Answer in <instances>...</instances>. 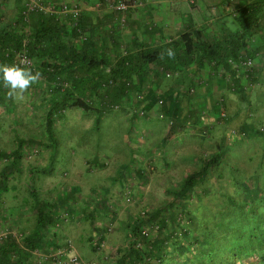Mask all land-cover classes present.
I'll return each mask as SVG.
<instances>
[{
  "label": "rangeland",
  "instance_id": "1",
  "mask_svg": "<svg viewBox=\"0 0 264 264\" xmlns=\"http://www.w3.org/2000/svg\"><path fill=\"white\" fill-rule=\"evenodd\" d=\"M126 1L131 4L130 8L126 12H117L119 14L118 21L122 28L128 23V12L135 5L134 2H136L137 6L146 4V2L149 3L148 0L145 3L142 2V4L140 3L141 1L137 0H134V2L133 0ZM240 1L242 0H183L179 2L180 7L177 6V11L181 12L183 10L182 7L189 9V6H191L196 9L195 12L200 22L203 21L202 16L206 15L207 24L205 25L207 26L216 29L219 24L223 25L224 22L228 26L237 28L239 27L237 20L233 15L229 14L237 7ZM220 10H224L223 13L225 15L222 18ZM200 12H202V15H200ZM29 20L30 22L33 21L31 16ZM68 21L70 22L69 19ZM22 29L25 28L22 26ZM112 30L113 33L116 31ZM26 31L28 35L29 33L33 34L29 29ZM176 34L172 32V35L169 34L167 40L176 37ZM76 37H78V34ZM78 41L80 42L79 45L83 43L82 39ZM111 42L113 43V40ZM118 45L120 46L113 47L117 51L113 50L115 55L126 51L124 44L123 47L121 44ZM113 51L111 55H113ZM260 54L261 60L257 59L259 64L256 65L255 70L251 72L248 78L242 77L245 87H251V84L260 77L264 79V66H262L264 65V49ZM2 60L10 64L4 58ZM257 71L259 75L252 82V74ZM190 73L189 70H173L172 67L162 68V66L151 68V66L147 65L139 77H135L129 82V88H131L129 96L132 98V102L127 101L128 96H125L122 101L113 102L110 106L107 105L105 103V100L109 98L105 96L107 88L101 89L99 94L95 93L93 96L81 97L90 106V110L78 107L77 110L71 112L70 121H73L75 126L64 127V129L60 130L54 125L52 127L44 125L43 128H39L42 131V137H44L43 143L34 142L28 144L22 141L16 142V147H25L23 151L19 150L21 151L19 154L21 158H19L17 163H13L14 154L12 152L2 155L3 158L0 160V184L5 182L7 185L21 184L24 186V184L42 182L47 187L49 185L56 187L55 190H49L48 188V191H45L46 194L49 192V195L55 196L65 185L73 184L72 176H74V173L81 174L75 175L77 179H83L81 172L88 167L85 162H87L86 159H88L89 155L102 154L100 157L103 158L114 156L113 158H107L104 166H100L97 172H90L89 178L91 179L83 180L85 183L94 180L98 182L95 185V191L97 192L95 194L99 195V198H102L100 195H103L104 202L107 201L109 203V206H106L105 203L109 210V216L102 214L98 224L88 218L82 219L81 222L75 219L72 220L74 216L70 222L62 224V226H67L71 232L66 236L65 240H71L75 247H77L76 242L80 240L81 243H85L87 241L86 237L88 235L91 236V234L93 236V231L98 232V226L101 225L100 233L106 232V234L105 240L100 244L97 262L100 264H112L117 254L123 251L124 248L129 247L132 236L130 226L136 223L140 217L155 212L175 200L176 190L181 186L185 175L200 166L202 162L201 154L205 158H209L216 151L224 148L226 159L223 160L224 162H222L220 167L211 169L209 180L199 186L197 191L185 196L183 199L184 205L177 207L176 210L171 208L167 218L168 223H170L172 222L170 220L171 214L177 215L179 225L175 228L173 224H170L169 232L176 231L177 235L174 234L177 237L176 239L181 240L184 244L191 243L192 239L182 238L180 227L183 226L186 227L190 235L202 234L209 227H214L219 235L225 234L226 232L219 225L224 219L220 213L221 205H231L229 197L227 198V196L231 195L234 203L238 204L241 209L245 207L244 200H246L247 196H250V192H247L241 186V181L233 179L232 172L234 170L244 176L248 189L251 190L254 186H260V192L254 190L253 194L257 196V193H260L264 198V98L261 99L262 103L259 104L258 109L251 104L249 107V104L246 105L247 103L244 102L246 106H242L237 113L239 104H242L244 100L242 99L241 102V95L236 94V90H218L217 79H215L214 74L209 69L202 70L201 74H203L202 78H204V83L202 84H199L201 79L198 78V75L191 78L189 76ZM228 76H226V79ZM191 79L194 81L195 90L193 93L187 90V85H189ZM59 80L61 81L60 84L59 82L56 83L55 80H50L43 73L40 81L36 83L40 85L39 89H34L35 84L28 89L43 90L41 96L37 97L41 100L40 104L39 101L35 102L37 106L41 105L43 109L51 108L50 103H52L57 90H67L66 88L72 90L70 81L64 82L62 78ZM228 81L233 85L231 80ZM178 84L182 85L177 87ZM210 86L213 90H207V87ZM260 87L264 92L263 84ZM28 90L24 93L23 99L9 100L5 98V101L1 103L2 107L5 106L6 108V106H9L12 110L13 105L29 104V107L32 108L34 102L30 103V98H28L30 96L27 95ZM36 96L37 94L34 95V97ZM160 98L164 99L162 105L158 102ZM220 101L221 103H230L227 111L223 109L222 104L216 103ZM177 104L178 108H176ZM215 105H218L221 109L218 110ZM168 108L170 112L167 111V114L165 111ZM5 110H2L1 114ZM178 110L181 111V116L190 118L186 125L182 123L176 125L174 123L172 115L175 116L180 113ZM161 111L167 115L164 113L163 117L159 116ZM99 112L100 114H98ZM225 112H227V115H222ZM6 115L9 116V113H6ZM94 118H96L97 123H95L94 128H91ZM78 121L80 125H77ZM247 125H251L252 128L249 133L243 130ZM84 132L86 134L83 137L78 135ZM42 137L36 138L41 139ZM80 138L82 139V147L77 142ZM116 151H119V153L115 154L114 152ZM125 151L128 152V155L133 152L135 154L134 160L126 158L127 155L123 154ZM73 152L76 153V161L72 159ZM40 155L43 158L39 159V164L47 169L45 170L47 174H40L41 176L38 178L33 171V167L38 161L36 157L39 158ZM89 158L92 157L90 156ZM47 163L48 165L45 166ZM72 163H74L73 169L75 168V171H78H73V174L69 167ZM7 164L10 165L9 168ZM30 166H32V169H30ZM50 170L53 171V174L48 176ZM139 171H142L143 174L141 175ZM3 173L7 175V178L3 176ZM112 179L115 180L112 182ZM48 181L50 183H47ZM104 186L108 187L109 191H107V194L97 190L98 187ZM88 187L86 186L82 192L84 191V194L90 195ZM10 193L12 194L13 192ZM20 193L22 194V192ZM9 196L7 193L2 198L3 200L10 199ZM78 200L80 201V198ZM232 205L231 207H233ZM261 205H264V202ZM114 213H116L115 218L111 216ZM217 224L218 226L216 227ZM5 228L10 227L6 224L0 226V230ZM157 229V223L152 221L144 225L143 233L153 239ZM96 235L98 236L99 232ZM81 245L84 246V244ZM137 245L145 251L150 246L146 244V241L142 240ZM85 247L87 248V246ZM166 250V260H173L172 264H185L184 260L186 259H183L184 257L181 258V256L187 251L173 248V244L169 241L167 242ZM83 252L88 255L86 250H83ZM179 254L180 257L178 258ZM187 255L189 256L187 261L191 260L194 262V252L188 251ZM82 258L88 264H93L90 258L86 259L84 256ZM259 258V255H254L251 259V264H264V259L261 262ZM149 264L165 263L150 260Z\"/></svg>",
  "mask_w": 264,
  "mask_h": 264
},
{
  "label": "trees",
  "instance_id": "2",
  "mask_svg": "<svg viewBox=\"0 0 264 264\" xmlns=\"http://www.w3.org/2000/svg\"><path fill=\"white\" fill-rule=\"evenodd\" d=\"M229 15L235 17L239 27L231 29L224 27L222 24H219L216 29L211 26L203 28L192 26L184 29L179 35L172 37L170 40H165L153 46L135 45V51L132 50L133 48H128L116 57H107L101 55L98 51L87 52V46L91 42V37L87 34V39L82 41L84 44L81 47L82 49H78L71 43H64L59 38L57 39L54 35H51V29L44 28L45 23L41 25L42 27L35 29L33 36L28 35L25 29L21 30L22 26L23 28L25 26L21 19L17 20L15 24L17 29L13 25L0 29V58H4L11 64L13 51L21 49L24 38H29L30 41L27 44L29 52L32 57L41 60L40 66H42L43 73L50 77V80H55L56 83L59 82L60 84L59 79L62 75L70 74L72 76L71 78H65L64 82L70 81L72 84L75 82V91H78V95L75 92L72 93L69 88H66L67 90H57V93L63 95V101L71 99L73 106L84 110H90V106L81 97L93 96L95 93L99 94L103 88H107L105 96L109 98L105 100V103L109 106L113 102L122 101L125 96H128L127 101L132 102V98L129 96V90H131L129 82L135 77H139L147 65L151 68L162 66V68L172 67L173 70H189L191 78L195 75L200 76L202 70L209 69L215 72L214 77L217 79L218 87L225 79L224 83L228 86H235L236 91L244 100L243 103H247L248 90L243 88L244 82L231 68L229 60L237 59L243 54L258 57L264 49V0H242ZM75 34H77L76 31ZM168 48L175 51V58L170 59L165 55L161 59L159 54L165 52ZM35 69H32V71L36 72ZM222 69L226 72L224 76L218 74V71L220 72ZM78 72H81L80 79L77 76ZM227 74L233 77L232 82L234 85L226 79ZM193 86L194 81L191 79L189 85H187V90ZM210 89L213 90L211 86L207 87V90ZM0 90H2V81H0ZM62 103L56 101L54 97L49 110V117L56 114V109L60 104L63 105ZM216 103L222 104L223 109L226 111L229 108L227 103H221V101ZM215 107L218 110L221 109L218 105H215ZM99 111L101 112V110ZM167 111L170 112L169 108L165 112L167 113ZM225 113L227 115V112ZM172 116L176 125L178 123L186 125V122L190 119L187 116H181V111L175 115L176 117ZM243 130L246 133L251 132V125L245 126ZM20 147L14 153L13 163L19 161ZM224 147L226 146L224 145ZM2 155L3 153H0V160L3 158ZM200 158L202 160L200 166L189 171L185 175L181 186L176 190L175 200L155 212L140 217L136 223L130 226L132 236L129 247L119 252L112 264H149L150 260L172 264L173 260L169 261L165 258L167 256L168 241L173 244V248L194 252V262L187 261L189 256L187 252H184L185 254L181 258L186 259L184 260L185 264H251L254 255H259V259L261 262L263 261L264 205L261 204L264 202V198L260 193H257V196L253 194L254 190L260 192V186H254L251 190L248 189L246 179L237 170L232 172V177L236 181H241V186L247 192H250V196H247L244 200L245 207L241 209L238 204L234 203L231 195L227 198L229 197L233 207L226 204L221 205L220 213L224 219L219 225L226 232L225 234L219 235L214 227H209L202 234L190 235L186 227L183 226L180 227L182 238L192 239L191 243L184 244L181 240L176 239V231L169 232L170 224H173L175 228L179 225L178 217L174 213L171 214L170 218L172 222L168 223L167 214L170 213V209L176 210L177 207L184 205L183 199L185 196L197 191L199 186L209 180L211 169L220 167L224 162L223 160L226 159V153L222 148L209 158H205L202 154ZM7 167L9 168L10 165L7 164ZM142 171H139V173L143 174ZM4 174L3 176L7 178V175ZM2 183L6 185L5 182ZM36 216L37 225L32 235L28 236L25 232L18 230L25 235L22 242L12 237L3 240L4 244L0 246V257L5 259L6 256V258H9L6 252L11 249H17L18 251L21 249L33 256L35 264L49 263V261L39 263L32 250L40 248L41 242L46 236V230L52 223L53 216L42 204L38 207ZM152 221L158 225L157 233L153 239L143 233L144 225ZM140 240L146 241V244L150 245L147 247L148 249L146 248L147 251L137 245ZM40 249L47 251L44 246ZM11 263L14 262L11 261Z\"/></svg>",
  "mask_w": 264,
  "mask_h": 264
},
{
  "label": "crops",
  "instance_id": "3",
  "mask_svg": "<svg viewBox=\"0 0 264 264\" xmlns=\"http://www.w3.org/2000/svg\"><path fill=\"white\" fill-rule=\"evenodd\" d=\"M27 1L28 0H0V29L10 25H13V27L16 28L15 24L17 23V20H21V13ZM47 1H48V5L52 4L51 2L52 0H47ZM64 1H78L81 4L83 11L82 27L85 31V34L91 37V42L87 46V52L98 51L101 55H105L107 57H116L119 55V54L115 55V52L117 51L113 49V47L120 46L118 44H121L122 47L124 44L126 50H128V48H133L132 50L135 51L136 49L135 45H139V44H144L146 46L157 45L167 40L169 34L172 35V32L177 33L176 34L177 36L186 28H190L192 26L203 28L207 26L205 25L207 24L206 15L202 16L203 21L200 22L195 12L196 9H194L193 7L189 6V9L186 7H182L183 10L181 12L177 11L178 10L177 6L180 5L179 2L183 0H148L149 3H147L146 0H137V1H141L140 2L141 4L142 2L144 3L146 2V4H143L141 6H137L136 2H134L133 0L135 5L131 7L132 10L131 9L129 10L128 23L127 25L125 24L123 28L118 21L119 14L116 11L109 8L107 4H101V6L99 7L97 5L98 0H54L55 5L56 4L60 5ZM220 11L222 13L221 14V18H222L225 15L223 13L224 10H220ZM200 15H202V12H200ZM31 17L33 21L28 24L26 23L24 24L26 33H27L26 30L28 29L34 32L35 29L42 27L41 25L45 23L43 26H45L44 28L46 29L48 28L51 29L52 31L51 35H54L57 39L59 38V40L63 41L64 43H71L75 45L78 49L81 48V45L83 43L79 45L80 42L78 41L79 40L78 37H76L77 34H75V31L67 18L61 16L49 17L48 15H42L39 13H33L31 14ZM223 26L231 29H235L232 26H228L224 22H223ZM112 29L116 31H114L113 33ZM29 35L33 36L34 33L33 34L29 33ZM111 40H113V43L111 42ZM112 51H113L112 53L113 55H111ZM35 60L37 61V67L35 70L43 74L42 66H40L41 60L36 57ZM2 63L5 62L0 58V64ZM260 63L263 64L262 62ZM258 73L259 72L257 71L256 73L252 74L251 77L252 82L255 80L256 76L259 75ZM77 76L79 78L81 76V72H78ZM71 77L72 76L70 74H64L61 76L62 79L71 78ZM257 80H256L257 83L256 81H254V83L251 84V87L249 88L243 86L245 90H250L247 93L248 94L246 100L247 104H249V107L251 104L256 109L259 108L258 107L259 104L262 103L261 99L264 98V92L260 87L262 84L264 87V81H263L264 79L260 77ZM180 86L181 84L177 85V87ZM227 86L228 85L222 81L219 87L218 86L217 87L218 90H237L235 86H228L229 88ZM39 87L40 85L38 84L34 85V89H39ZM75 88H76V84L74 82L72 84L71 92L72 93L75 92V94L78 95V91H75ZM2 89L3 90H0V153L6 154L12 152L14 154L19 148L15 146V143L20 141L28 144L34 142L43 143L44 137H42L41 135L42 131L39 128L40 127L43 128L44 125L51 127L54 125L60 130L64 129V127L75 126L73 124V121L72 122L70 121L71 112L77 110L78 107L72 105L71 99L66 100L64 102L62 94L57 92L55 93L54 97L56 101H61V103L63 102L62 103L63 105L60 104L55 111L56 114L53 117H49L50 107L47 109H43L41 105L37 106L35 104V102L38 101L40 104L41 100L40 98L37 97L41 96L43 90H28L29 92L27 93V95L30 96L28 97L30 98L29 101L30 103L34 102V106L32 108L29 107L30 106L29 104H23L19 106L13 105V108L11 110L9 106H6V108L5 106L2 107L1 103L5 101L6 92L8 91L6 88H4L3 84H2ZM36 94L37 96L34 97V95ZM236 94L239 93L236 92ZM242 99L243 98L241 96V102ZM230 102L232 101L230 100ZM52 103L50 104L52 105ZM229 105L230 103H228V106ZM177 106L178 104L176 105V107ZM242 106H244V103L239 104V107L237 108V113L239 112ZM3 108L6 110L3 114H1V111L4 110ZM6 113H9L10 117L7 116ZM98 114H100V112ZM95 123H97L96 118H94L91 128H94ZM77 125H80L79 121L77 122ZM79 132L81 131L79 130ZM86 132H84L83 134H78V133L77 134L83 137L86 134ZM36 137H42V138L37 139ZM81 140H82L81 138L77 140L80 147H82ZM23 148L25 147L22 146L20 149L23 151ZM118 148L120 147L118 146ZM117 152L119 153V151H116L114 153L117 154ZM123 154L125 156L127 155L126 158L130 160H134L135 158V154L133 152H130V154L128 155V152L125 151ZM75 155L76 153L73 152L72 159L74 160H75ZM100 155L102 154L99 155L93 154L88 156V159H86L87 162H85V164H87L88 167L82 170L81 173L83 179L81 180L75 177V175L78 176L81 174L79 173L73 174V171H75V168L73 169L74 163L69 165L70 170H72V174L74 175L72 176L73 184L65 185L63 188L59 190L60 192L57 193L55 196L49 195V192L48 194H46L45 191H48V188L49 190H55L56 187L54 188V186H50L49 184H48L49 187H47L42 182L35 184H24V186H22L21 184L4 185L1 183L0 184V226L2 224L3 225L6 224L9 225L10 228H15L17 230L25 232L28 236L32 235L37 225V216H36L37 209L39 206H41V204L45 205L47 211L52 214L53 219H52V223L49 225V228L46 230L47 233L45 238L41 242L40 248L44 246V248L45 247L47 248V251H56L59 247L65 244L64 240L66 239V236H68L71 233L67 226L65 225L62 226V224L63 223L65 224V222H62L61 220L58 219V216L59 214H61V212L68 211L72 213L74 216L72 220L75 219L78 222H81L82 219L84 218L86 219L88 218L89 220L98 224L102 214H105V216H109V212H108L109 210L106 207L109 206V203L107 201L104 202L105 199L103 195H100L102 198H99V195L95 194L96 192L95 185L96 183H98L96 180L87 181L86 183L83 180L91 179L89 178L90 172H97V169H99L100 166H104V163L107 158L109 159L114 157V156H109V157L107 156V158H103L100 157ZM90 156L92 158H89ZM18 157L21 158V155H18ZM36 158L38 159V161L35 167H33V171L37 174L38 178H40L41 175L47 174V172H45V170L47 169L39 164L40 163L39 159H42L43 156L40 155L39 158L38 157ZM47 165L48 163L45 164V166ZM96 166L98 167L96 168ZM30 169H32V166H30ZM48 173H49L48 176L52 175L53 171L50 170V172ZM114 180L115 179H112V182ZM47 183L50 182L48 181ZM86 186H89L88 189L90 190L89 191L90 195L84 194L83 193L84 191L82 192V190L86 188ZM97 190H99V192L102 193L104 192L105 194H107V191H109L107 186L98 187ZM15 191L17 192L14 193ZM10 192L13 193L11 194ZM20 192H22V194ZM7 193L10 195L9 196L10 199H6L7 200L6 201L5 199L3 200V198ZM79 198L81 202L78 200ZM113 215L111 214V216L115 218L116 213H114ZM57 221L58 222L60 221V223H58ZM98 227H99L98 236L96 235V233L98 232L94 230L93 236L91 234L92 237L88 235L86 237L87 241L85 243H81L80 242L81 240L76 242L77 247H75L76 251L82 257L84 256L86 259L90 258V261L93 264H100L97 262L98 261L97 255L100 249V244H102V242L105 240L104 238L106 234V232L100 233L102 228L101 225ZM95 236H97V238H95ZM79 237L82 238L81 236ZM3 244H4L3 241H0V246ZM81 244H84V246H82ZM85 246H87V248ZM125 249L126 248H124L123 250ZM83 250H86L88 252V255H85ZM6 253H8L7 256H9V258H6V256L5 259L0 257V264H35L33 256L27 251H23L21 249L19 251L17 249H13V250L11 249ZM11 261L14 263H11ZM51 262L53 264H56L53 261H49V263L47 264H52Z\"/></svg>",
  "mask_w": 264,
  "mask_h": 264
},
{
  "label": "built area",
  "instance_id": "4",
  "mask_svg": "<svg viewBox=\"0 0 264 264\" xmlns=\"http://www.w3.org/2000/svg\"><path fill=\"white\" fill-rule=\"evenodd\" d=\"M51 2L52 4L48 5L47 0H28L21 13L22 21L24 23L30 22L29 17L33 13L61 16L70 20V23L73 29H75V31L77 32L80 40L87 39V36L82 27L83 11L81 4L78 1H64L60 5H55L54 0H52ZM101 4H107L109 8L116 12H126L131 6V4L126 0H98L97 5L100 7ZM29 41V38H24V44L22 45V48L13 51L14 55L11 58V64L30 66L32 69L36 68L37 61L34 57L31 56L29 48L27 47ZM260 57L261 54H259L258 57H250L247 54H243L237 59H230L229 62L231 64V68L234 69V72L238 76H244L243 78H248V76L251 75V72L255 70L256 65L259 64L257 59L261 60ZM212 73L215 74V72ZM224 73L225 71L223 69L218 72L220 76H224ZM202 75L203 74H201V77L198 76V78L201 79L199 81V84L204 83V78H202ZM232 79L233 77L231 75L227 77V80L232 81ZM64 85H66V83H64ZM189 90L191 91V93H193V91L195 90L194 86ZM158 102L160 105H162L164 103V99L160 98ZM222 115L226 116V113H222ZM159 116L163 117L164 112H159ZM72 217L73 215L70 212L63 211L61 212V214H59L58 219L62 222L68 223L70 222ZM58 223H60V221ZM9 237L22 242L25 238V235L23 232L15 229L5 228L3 230H0V241H3ZM32 253L37 256V261L39 263L44 261H53L56 264H87L82 256L76 251L75 245L71 240H65V244L59 247L54 252H45L40 248H35L32 250ZM69 254H72L74 256V259L71 261L68 259Z\"/></svg>",
  "mask_w": 264,
  "mask_h": 264
},
{
  "label": "clouds",
  "instance_id": "5",
  "mask_svg": "<svg viewBox=\"0 0 264 264\" xmlns=\"http://www.w3.org/2000/svg\"><path fill=\"white\" fill-rule=\"evenodd\" d=\"M160 58L163 59L165 55L168 58H175V51L172 48L166 49L161 52ZM41 73L39 71L33 72L30 66H21V64H0V81L3 86L8 90L6 98L9 100L23 99L24 93L33 85L40 81ZM68 259H74L72 254H69Z\"/></svg>",
  "mask_w": 264,
  "mask_h": 264
}]
</instances>
